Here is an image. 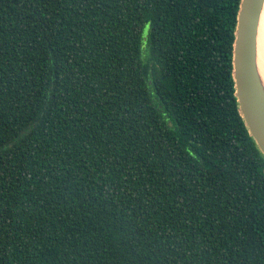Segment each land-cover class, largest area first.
<instances>
[{"label": "trees", "instance_id": "obj_1", "mask_svg": "<svg viewBox=\"0 0 264 264\" xmlns=\"http://www.w3.org/2000/svg\"><path fill=\"white\" fill-rule=\"evenodd\" d=\"M239 4L0 0V264H264Z\"/></svg>", "mask_w": 264, "mask_h": 264}, {"label": "water", "instance_id": "obj_2", "mask_svg": "<svg viewBox=\"0 0 264 264\" xmlns=\"http://www.w3.org/2000/svg\"><path fill=\"white\" fill-rule=\"evenodd\" d=\"M264 0H240L232 46V78L239 114L264 158V90L256 68V36Z\"/></svg>", "mask_w": 264, "mask_h": 264}, {"label": "bare ground", "instance_id": "obj_3", "mask_svg": "<svg viewBox=\"0 0 264 264\" xmlns=\"http://www.w3.org/2000/svg\"><path fill=\"white\" fill-rule=\"evenodd\" d=\"M256 68L264 90V4L260 14L256 36Z\"/></svg>", "mask_w": 264, "mask_h": 264}, {"label": "rangeland", "instance_id": "obj_4", "mask_svg": "<svg viewBox=\"0 0 264 264\" xmlns=\"http://www.w3.org/2000/svg\"><path fill=\"white\" fill-rule=\"evenodd\" d=\"M144 50H145V48L143 47V48H142V53H143V54H144Z\"/></svg>", "mask_w": 264, "mask_h": 264}]
</instances>
